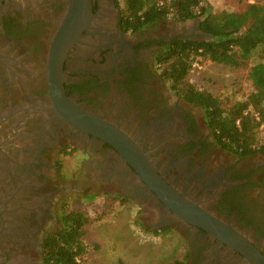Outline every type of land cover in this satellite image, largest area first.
I'll return each mask as SVG.
<instances>
[{
	"label": "flooded vegetation",
	"instance_id": "obj_1",
	"mask_svg": "<svg viewBox=\"0 0 264 264\" xmlns=\"http://www.w3.org/2000/svg\"><path fill=\"white\" fill-rule=\"evenodd\" d=\"M89 3V24L66 27L68 0H0V264H47L46 242L94 196L125 206L184 264H253L248 244L264 256V155L225 152L202 107L161 77L160 54L198 40L199 21L184 32L165 20L132 32L121 0ZM59 77L70 106L143 152L178 193L172 208L118 152L64 120L49 85Z\"/></svg>",
	"mask_w": 264,
	"mask_h": 264
},
{
	"label": "trees",
	"instance_id": "obj_2",
	"mask_svg": "<svg viewBox=\"0 0 264 264\" xmlns=\"http://www.w3.org/2000/svg\"><path fill=\"white\" fill-rule=\"evenodd\" d=\"M120 14L126 31L137 32L159 20L184 23L199 20L198 30L212 36L207 40H176L160 54L161 77L177 96L187 103L202 107L206 124L216 144L225 152L239 157L264 155V140L256 133L264 122V63L249 70L252 93L241 102L223 108L209 92L196 88L186 78L194 70L197 57L211 62L238 66L261 50L264 58V5L250 4L240 13L214 14L203 0H121ZM264 183V173H263ZM65 228L45 245L47 264H81L86 246L82 241L89 217L81 212L68 213ZM158 264H184L171 256Z\"/></svg>",
	"mask_w": 264,
	"mask_h": 264
},
{
	"label": "rangeland",
	"instance_id": "obj_3",
	"mask_svg": "<svg viewBox=\"0 0 264 264\" xmlns=\"http://www.w3.org/2000/svg\"><path fill=\"white\" fill-rule=\"evenodd\" d=\"M203 1L214 14L240 13L250 4L264 5V0ZM163 23L171 29L184 32L191 21L190 24H178L172 20ZM155 29L152 27L149 31L154 32ZM260 51H254L249 59L240 62L238 66L214 63L197 57L194 60L199 62L200 69L192 70L186 80L216 97L223 108L230 107L246 100L252 93L253 87L248 74L253 64L264 63ZM256 140H264V122L256 133ZM94 197L84 201L81 209L91 220L84 227L85 234L82 237L86 246L83 256L85 264H158L173 256L172 246L151 237L148 232L136 226L132 212L129 213L125 206L119 207L109 196H106L105 201L101 197ZM78 263L81 264L80 261Z\"/></svg>",
	"mask_w": 264,
	"mask_h": 264
},
{
	"label": "water",
	"instance_id": "obj_4",
	"mask_svg": "<svg viewBox=\"0 0 264 264\" xmlns=\"http://www.w3.org/2000/svg\"><path fill=\"white\" fill-rule=\"evenodd\" d=\"M68 1H70L71 3V8L68 16L66 17V27L67 25H74L77 22L81 23V25L83 24L84 26H87L89 24V20L92 18L89 0ZM76 19L81 20V22L77 21ZM70 27L73 28V26ZM63 29L62 31H64ZM78 34L79 31L78 33H72V35ZM60 35H65V33L60 32ZM196 35H198V40L212 39V36L201 32H197ZM52 53L57 54V52ZM53 54L52 58L54 57ZM56 60L58 62H56V64L52 62V67L55 64V69H57L56 71H58L60 70L61 61H59L58 58H56ZM49 85L53 96L55 97V100H53L54 105L60 112H63L61 113V116L64 118V120H66L72 128L80 130L84 133H89L94 137L101 139L106 144H108L112 150L118 152L121 157H123V161L126 162L136 172L138 178L145 181L150 189L153 192L157 193L158 197L162 199V201L170 208H172V195L179 196L178 193L161 179L158 173L149 164L148 160L143 155V152L140 151V149L118 129L113 128L108 123L99 118L88 114L86 115L83 111L72 104L70 106L69 101L63 94L60 77L56 82H53L51 80V84ZM64 103H66L67 105L65 106ZM247 247L248 250L246 255L248 259L252 261L253 264H264V256L249 244L247 245Z\"/></svg>",
	"mask_w": 264,
	"mask_h": 264
},
{
	"label": "built area",
	"instance_id": "obj_5",
	"mask_svg": "<svg viewBox=\"0 0 264 264\" xmlns=\"http://www.w3.org/2000/svg\"><path fill=\"white\" fill-rule=\"evenodd\" d=\"M192 67L195 69V68H197V69H200V66H199V62L197 61V60H194L193 62H192ZM77 262H78V260H76Z\"/></svg>",
	"mask_w": 264,
	"mask_h": 264
},
{
	"label": "crops",
	"instance_id": "obj_6",
	"mask_svg": "<svg viewBox=\"0 0 264 264\" xmlns=\"http://www.w3.org/2000/svg\"><path fill=\"white\" fill-rule=\"evenodd\" d=\"M166 21V20H165ZM192 21V20H191ZM172 22H174V21H172ZM174 23H176V22H174ZM178 24H190V21H186V22H184V23H178ZM189 28V25L187 26V29ZM186 29V30H187ZM176 30V29H175ZM182 32V31H181Z\"/></svg>",
	"mask_w": 264,
	"mask_h": 264
}]
</instances>
